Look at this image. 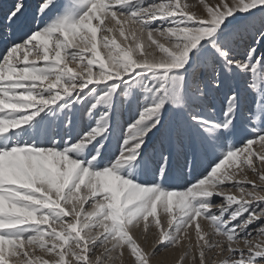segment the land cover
<instances>
[{"label":"snow or ice","instance_id":"1","mask_svg":"<svg viewBox=\"0 0 264 264\" xmlns=\"http://www.w3.org/2000/svg\"><path fill=\"white\" fill-rule=\"evenodd\" d=\"M0 17V264H264V0Z\"/></svg>","mask_w":264,"mask_h":264},{"label":"rangeland","instance_id":"2","mask_svg":"<svg viewBox=\"0 0 264 264\" xmlns=\"http://www.w3.org/2000/svg\"><path fill=\"white\" fill-rule=\"evenodd\" d=\"M12 2V0H0V5H4L7 6L8 4H10ZM25 2L27 4H29L30 6H34L38 0H25ZM189 2L195 3V0H189ZM0 23H3L2 17H0ZM251 103V101H250ZM253 108H255V104L253 103ZM211 159L210 156H202L201 158V164H200V168L197 171L202 170L204 167H207L209 160ZM189 179V177L187 176V169L185 168V173L184 175H182L179 179H176L174 181H172L173 183H177V184H182L184 183L185 180ZM149 243H151V238H149ZM173 257L172 256H166L163 258V264H171Z\"/></svg>","mask_w":264,"mask_h":264}]
</instances>
